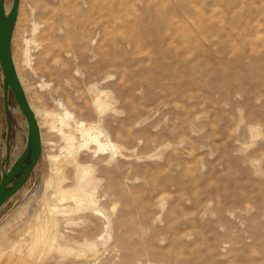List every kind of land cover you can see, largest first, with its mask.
<instances>
[{
    "label": "rangeland",
    "instance_id": "374dc122",
    "mask_svg": "<svg viewBox=\"0 0 264 264\" xmlns=\"http://www.w3.org/2000/svg\"><path fill=\"white\" fill-rule=\"evenodd\" d=\"M10 53L34 107L62 111L61 102L118 151L78 150L99 178L102 213L61 218L79 240L103 236L96 264H264V0H20ZM36 67L51 93L36 88ZM1 77L0 172L26 135L8 91L4 164ZM43 138L0 226L34 196L49 153L60 156L57 130ZM88 254L53 252L42 264H93Z\"/></svg>",
    "mask_w": 264,
    "mask_h": 264
},
{
    "label": "bare ground",
    "instance_id": "6f19581e",
    "mask_svg": "<svg viewBox=\"0 0 264 264\" xmlns=\"http://www.w3.org/2000/svg\"><path fill=\"white\" fill-rule=\"evenodd\" d=\"M9 2L10 0H3L5 12L7 11ZM18 7L19 3L17 9ZM11 59L13 62L12 55ZM29 59L26 55L25 61L28 66L31 65ZM16 69L15 73L17 75L18 70ZM36 70L37 67L31 70L32 75L37 79L35 80L36 88L42 93H45L47 90L51 93V75H46L44 72H37ZM17 78L21 85L22 78L20 75H17ZM22 91L37 122L40 137V152L44 143L43 133L49 129H56L60 137V142L57 144V152L60 156L55 155L56 153L54 154L52 151L53 154L49 153L47 158L49 165L46 167L47 172L44 173L34 196L28 199L25 208L19 209L10 220L0 226V264H42L53 252L60 254L68 252L74 254L77 260L82 259L87 262H89V259H87V254L89 253L88 255L93 258V264H96L95 261L98 255L97 247L99 244L102 245L105 242L103 236L97 234L94 238L84 237L79 240L77 236L67 234V227L62 226L61 218L64 214L71 211L83 213L97 211L102 213L98 205L99 199L97 195L99 178L94 175L93 166L80 165L76 160V155L81 147H88L90 142L95 143L97 149L108 148L110 149L109 152L112 150V153H116L117 149L114 147L115 144L109 141L102 143L101 136L103 135L100 127L96 125V127H91L81 121L78 122L72 118V113L66 110V107L64 108L61 102L59 106H61L62 111L50 110L46 106L47 103L45 101L42 102L40 107H34L30 102V97L27 95L26 89L22 88ZM99 93L93 97L95 108L96 106H102L105 101V98ZM7 108L9 115L8 105ZM76 132L80 134L83 140L81 143L77 141ZM110 155L113 156L111 153ZM7 162L3 163L5 164ZM67 165H71L74 171V179L73 184L70 183L71 186H65L64 184L67 179L64 171ZM7 168L5 166L2 170H7ZM59 215L60 218L58 217ZM69 231L71 232V230Z\"/></svg>",
    "mask_w": 264,
    "mask_h": 264
},
{
    "label": "water",
    "instance_id": "95a60500",
    "mask_svg": "<svg viewBox=\"0 0 264 264\" xmlns=\"http://www.w3.org/2000/svg\"><path fill=\"white\" fill-rule=\"evenodd\" d=\"M18 3L19 0H11L10 7L5 12L3 0H0L1 104L5 121L3 162H7L9 157L11 134L7 108L8 90L24 116L26 135L21 152L11 162L7 170H1L0 172V207L23 185L40 154V137L37 122L18 81L10 53V38Z\"/></svg>",
    "mask_w": 264,
    "mask_h": 264
}]
</instances>
